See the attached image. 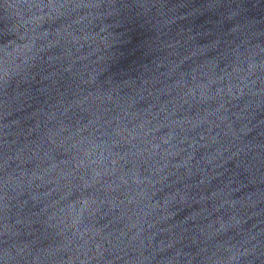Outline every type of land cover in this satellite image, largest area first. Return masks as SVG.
<instances>
[{"label": "water", "instance_id": "water-1", "mask_svg": "<svg viewBox=\"0 0 264 264\" xmlns=\"http://www.w3.org/2000/svg\"><path fill=\"white\" fill-rule=\"evenodd\" d=\"M0 264H264V0H0Z\"/></svg>", "mask_w": 264, "mask_h": 264}]
</instances>
